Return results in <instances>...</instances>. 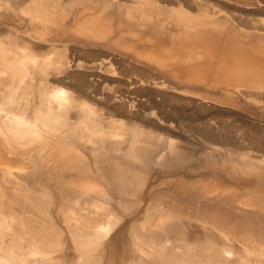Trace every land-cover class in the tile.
Returning <instances> with one entry per match:
<instances>
[{
	"label": "rangeland",
	"instance_id": "rangeland-1",
	"mask_svg": "<svg viewBox=\"0 0 264 264\" xmlns=\"http://www.w3.org/2000/svg\"><path fill=\"white\" fill-rule=\"evenodd\" d=\"M9 1L14 7L13 10L15 11V14L12 13L11 11H7V10L3 11L4 15H3V21L0 22V32H5V33H2L4 35L0 33V44H1L0 46L3 47L4 49L0 48V50L6 51L5 49L8 48L7 51L8 50L10 51L12 50V51L9 53L10 55L8 54L7 51L6 53L1 52L0 55H4V57L11 59L12 57L14 58L17 57L13 55L15 54L18 55L20 53L18 57L23 56V59L22 58L19 59L22 63H24L23 64L24 66L22 65V67L24 68H21V66L19 67L20 65L19 61H18L19 65L15 63V66L17 65L18 69H16V67H13L14 65L13 58L12 61L9 62L10 66L12 64V69H10L11 67L8 65L3 66L1 65L4 64L2 63V61L5 60L6 62L7 59H3L4 57L0 56L2 57L1 59H3V60L0 59V95H1L0 100H2L0 101L1 102L0 108L4 106L2 108L9 107V109L12 108L14 110L17 107L15 112L18 114H21L20 111L24 110L26 113L24 114L25 119L29 121L31 118L29 122L32 121L34 125L40 122V121L37 122V120L35 122L34 119L38 115L36 114L37 111L39 113L40 110H43L41 108H44V110H48L47 108L50 105L54 109L56 107L54 106V103L53 105L52 103H48L47 101H45L46 103L45 102L43 103L42 102L43 97L45 95L50 96L53 91L55 92V90L60 89V90H65L67 98L77 99V100L74 99V101H77L78 103L76 102L74 103L76 104L75 106H79V108L76 107V110L78 112L80 110L82 111L86 110L88 112L94 110L98 112L99 116L102 118L103 122L105 123V125L102 128L103 132L99 129L102 133L100 131L90 132L92 131L90 129L93 126V124L90 122L89 123L84 122L83 123L84 126L82 124V128H80L81 125L77 126V128H72L70 127L72 126L71 124H68L67 126L59 127L60 125L54 122L52 123V126L55 125L54 126L55 128H57L58 126V128L56 129L57 131L50 128L55 132L52 133V131H50L51 133L49 134H47V132H49L50 129H48L49 127L47 126L48 127L47 131H45L46 128L44 127H46V125H43L44 123L43 124L38 123L39 127L42 128L35 126L36 132L38 128L40 129V133L37 132L38 134L54 142L53 144L52 142L50 144L51 147H49L48 149L49 154L47 153V149H45L46 151L44 150L45 153L44 158L47 159V157L50 156L48 157V159H51V161L49 160L50 161L49 163L51 164L50 166L53 172L50 171L48 175L49 177L55 179V180L53 179L51 180H53L52 183H56L53 185V187H56V189L51 188L50 192L44 194L43 187L41 185L33 186L32 182L28 181L29 182V183L27 182L28 184L26 182L23 183V191L26 192L25 193L26 195L28 194L30 196L33 195L34 197L32 196V199L35 200L36 203H39L40 205L45 204V206H42L41 211H39L41 208L37 210V214L38 212L41 214H39V216L36 217L39 218V219L37 218L39 222H41L42 220H44V222L48 220L46 221L48 225L45 222V226L47 225V227L53 229L54 232H52L51 234H55L54 236L55 238H57V240H55V238L52 240L50 239V242L48 240L49 244L47 245L46 244L47 241H46L44 245L42 244L43 246L35 242V244H33V247L35 246L36 249L38 248L37 249L38 251L40 248L41 250L40 252L44 250L45 252L43 253H45L47 256L45 255L44 258L40 256V259L41 258L45 259L47 257L46 260L47 259L49 260L50 257L51 261L50 260L49 261L51 262V264L52 263L54 264H134V263L140 264L141 262L143 264L144 262L146 264H153L155 262H156L155 264L157 263L159 264V262H161L162 259L160 258L159 255L161 249L155 250L159 247L156 248V246L155 247L154 245L152 246L151 243L149 242H152V244H158V243H155L154 240L147 242L148 245L147 243H142L143 245L145 244L146 246L144 245V248L142 246L143 249L141 248L140 250H138L133 246L134 243L131 245L132 243L131 240L133 241L132 238L134 237L128 236V235H141V236L146 235L147 231L149 230V227H151V229H153L154 232H157L155 231L156 228L155 229L152 228L153 225L151 223L155 221L154 222L155 224L154 223L153 224L156 225L157 220L159 221L158 219L159 212H157L156 210L152 211L153 209L149 208V205L152 206L153 203H156V200H154V202L151 203V199L153 198V195L158 196V193L159 196L163 195V197L161 196L162 198H160V201L158 199L156 203L158 205L159 203L163 204L160 205L161 208L164 205H166L168 201L170 202L175 199L173 198V195L175 194V191L173 192L175 188L173 185H175L176 181L178 182V180L182 179L183 177H184L183 179H185L189 175L195 176L193 172H196L197 170L199 172L196 173L204 172V169H202V167L208 165L207 160L209 159L208 157L209 153L214 154V157L219 163V166H221V163L224 161V157L227 158L228 156L229 157L231 156L229 152L227 153V150L215 151L216 153L212 152L210 149L207 148V143H206L207 140H211V141L214 140L220 142L224 141V143L226 144L229 143L230 148H234L235 150L238 149V151L240 150L239 152L244 153L249 158L251 157L257 159L260 158L263 154L257 151L258 149L257 147L260 144H263L262 146L264 147V84L263 85L258 83L254 84L251 83L250 80L252 78L264 79V13H261L259 9L256 7L257 6L256 4L258 3L264 4V0H223V1L206 0L205 2L207 5L206 8L205 7L199 8L194 10L193 12L190 11L187 12L186 7L183 6L184 12L194 15L195 17L198 18L197 21H199L200 19L202 20L204 18L202 17L203 16L202 14L206 13L207 10L210 11L211 13L214 11V9L216 8L215 4H218L217 1H220L222 3H224L225 1L226 3H224L223 5L225 7L226 13L228 12L227 14L228 15L230 14L231 17L233 18L235 17V19L238 17L237 18L238 24L235 22L231 24H219L218 26L213 24L216 27L212 26L208 22L209 19L207 20L203 19V21H199L201 23L203 22L207 24L205 25V27L203 23L201 24L199 22L193 23L190 26H186L184 23L179 22L177 20V17L173 15L172 13L173 6L167 2L163 3V12H162L163 15L161 17H155V15H153L150 12L151 10H148L145 7H143L144 6L143 4L145 3L144 0H128V2L125 4L124 7L119 8L118 11L114 10L116 12L114 18H107L105 21H104V15L100 16L99 12L97 13L95 10L90 11L89 13L86 12L85 14L86 17L82 15L81 17L83 18H81V20L82 19L84 20V18H87V20L85 19L84 21L83 20L81 22L79 21V23H81L79 24L77 23L78 21L75 22V17L78 15L80 10L84 9L83 7L86 8L89 7L91 5L92 0H61L63 6L59 7L60 9L58 10L59 23L55 22L54 20L56 24L58 23L57 26H55L56 24L53 21H49L47 25L48 26L47 29L48 30L58 29V28H63L65 24H72L73 35L77 37L80 41L85 42V45H79L76 43H58V42L54 43L52 42V37L54 36V34L50 32H46L48 31L47 29H38L36 31L27 32L26 28L23 25H21V22L19 20H21L22 18L27 19L29 14H31L30 12L32 10H35L33 12H36L35 6L34 5L31 6L30 4H28L31 7L26 6L27 8L32 9L33 7L34 9L32 10L30 9L31 11L30 10H29L30 12L28 11L29 14L28 12H26L27 10L25 9V14H24L23 8H26L25 6L15 4L14 0H9ZM42 1L43 2L47 1L46 3L50 2V0L49 1L41 0V2ZM104 1L105 0H100V4L102 6L105 4ZM182 5L183 4L180 3V6ZM101 9L103 10V7ZM39 10H37V13H35L34 15L39 14ZM111 11L112 8L107 7L105 12L109 13ZM143 11L147 12L146 15L147 18L142 16ZM229 11L233 14V16L231 13H229ZM197 24L199 25L201 24V26ZM252 24L259 25L260 26L259 29L261 30H253ZM22 37H25L26 39ZM16 38L18 41L16 40ZM31 38L36 40V42L41 41L38 42L37 45L39 46V43L43 44V46L46 45L45 47L46 49H44V47H42L41 49L40 46V48H37L38 50L36 52V50H34L35 48H33L36 42L32 39L33 42L35 43L34 45L32 43L33 46L32 45L31 46L35 51V55L38 58L36 56H34L35 58L32 57L33 54L30 57L31 59L34 58V60L38 62L35 61L36 64L30 63L29 65V62L25 63V61L31 60L28 59L29 58L28 54L30 52L29 53H26V51L22 52L21 47L23 46V41H24L25 42L24 48H26L25 47V45H27L26 42L28 43L29 40L31 41ZM11 40H15V41H11ZM114 40L117 41L113 42ZM12 42L14 45L12 44ZM20 44H21L20 47L21 49L17 48L19 50L18 53H16L17 51L15 48L19 47L18 45ZM30 44H28L27 46H30ZM110 44H114V45L112 46ZM12 45L13 46L17 45V46H15L14 48ZM8 46H10V48ZM31 46L29 48H31ZM11 47L14 48L15 51ZM53 48L54 49L57 48V50H59L61 53L59 51L57 52L56 50H53ZM27 49H23V50H27ZM39 49H41V51H39ZM33 50L30 49L29 51H32V53H34ZM78 50L81 51L80 54H79L80 51ZM21 52L23 55L21 54ZM53 53L55 54L52 55ZM85 53L86 55H84ZM25 54L26 56H24ZM76 54H78V56ZM44 55L47 56L48 58L47 57L45 58ZM75 55L77 58H75ZM39 57H41V60ZM70 57H72V59L74 58L78 59V62H80L81 64L79 68L77 69L76 68L72 69L71 67L68 68V65H66L65 62L69 61L71 59ZM57 59L59 60L57 61ZM96 59H101V60L105 59V61L107 60L108 64L106 69L110 67L109 71L110 70L111 71L107 72L106 69L104 68L102 74L100 75H102L103 78L107 80L105 82L101 80L103 83L101 81L97 82L98 85L94 81L95 85L97 86H93L94 89L92 90L91 89L85 90L83 88L84 87L83 81L85 80L84 77L86 76V74L89 75L90 71L95 70L96 67L94 65H91L90 62L91 61L93 62ZM31 61L33 63V60ZM59 61L63 62V66L61 65L63 69H60L61 67L60 64L59 65L55 64V62L59 63ZM53 63L57 66H53L54 65ZM5 68H8L10 70ZM44 68H46L45 73H43ZM13 69L14 71H12ZM24 69L27 70L25 71ZM17 70L19 71L17 72ZM53 70L56 71L58 70V71L57 73H52L54 72ZM50 71H52L51 73L53 75H51ZM240 89L243 91H241ZM231 90L233 93L231 92ZM238 90H240L242 93ZM21 93L23 94L21 95ZM238 93L241 94L245 93V96L243 97V95ZM246 93L248 97H246ZM8 95L11 96V98ZM5 97L7 98L9 97V98L7 99ZM249 101H251L252 104ZM15 103L18 104L15 105ZM42 103L44 106H42ZM260 109H262V112ZM74 110L72 111L73 113L75 112ZM43 112L41 111L40 113ZM5 116L6 115L3 114L2 112L0 113L1 125L7 122V117ZM74 122H76V120ZM46 124L48 125L50 123H46ZM49 126H51V124ZM59 128L61 130L62 129L64 130V131L62 130L63 133L62 142H64V144L61 143L58 144L57 146L55 144L57 140L55 139H57L56 136L59 135L58 133H60L61 131ZM58 130L60 131L58 132ZM135 130H137L139 134H136ZM41 131L44 135L41 133ZM95 133H97V135ZM133 141H135L136 144ZM132 142L134 143L135 146L133 145ZM130 146H133L134 148L132 147L133 149H131ZM31 148L32 150H35L36 148L35 151L38 150V147L35 146L33 147L31 146ZM130 149L131 152L133 150L134 155L136 154L138 155V156L136 155L137 158L131 155L132 153L129 151ZM28 151L32 152L29 149ZM77 153H79L81 156L80 160L76 155ZM151 153H153V156ZM128 154H130L131 156H129ZM139 156H142V158L140 159ZM232 156L235 159L240 157L239 154L237 153L232 154ZM26 157L29 156L27 155L24 158ZM130 157L131 158L133 157V159L134 158L137 159V161L133 159L131 160ZM148 158H150L151 161ZM33 159L35 160V157ZM138 159L142 161L146 160L145 166L143 165L144 161L143 163H141L140 160H139L140 162H138ZM203 159L205 162H202ZM26 161L23 163L25 166L21 165L22 169L24 167V170H22L21 167L19 166L20 174H23L24 172L26 173L29 172L27 170H29L34 166V164H31L28 161L27 162ZM26 164H30V165L26 166ZM128 169L130 172L128 173L129 175L135 174L134 176L136 175L140 177L142 176L140 179L145 180V182L143 180L145 184H142L145 186H143L144 188L143 187L141 188V185L138 187L137 186L135 187L134 185V190H130L131 192L129 191L131 193L130 196L129 194L125 196H121L119 194L121 192L120 191L121 189H119L120 187L117 186L119 184L116 183V178L119 177L118 175H120V173L124 172L126 174V172H128ZM125 170L127 171L125 172ZM12 171L18 172L17 170L14 169ZM138 176L135 179L140 181ZM248 180H252V181L245 184L246 186L245 189L252 188L257 183L256 180H254V178ZM94 182H97L98 184L100 183L107 191L108 196L105 197L102 195L100 196L99 194L96 195L97 192L94 191H93L94 193L92 191L89 193L79 192L77 195L79 197V198L77 197L78 200L76 199V196L74 197V199L76 200H74L72 197L69 196L67 197V199L65 198L62 199L61 198L62 196L59 193L60 190L61 191L66 190V192H70V193L71 190L77 192L82 187L89 186L90 184L91 185L97 184ZM161 183H163V185ZM59 185L61 186V188ZM26 188L28 189V191H30V193L27 191ZM140 188L144 190H141ZM116 189H118L119 191ZM138 191H140V193H138ZM148 191H150L152 195ZM169 191L173 192L172 193L173 195H170ZM135 192H137L136 195L134 194ZM166 192H168V194ZM70 193H68V195H70ZM132 193L134 194L133 196ZM147 194H149L150 196ZM117 195H118V199H117ZM169 195L172 197H169ZM57 196L59 198H57ZM164 196L169 199L165 198ZM104 197L107 200H105ZM174 197H178L177 194L174 195ZM177 199L179 200V197ZM177 199H175V201L173 202H176ZM45 200L47 203L43 202ZM181 200L182 199L179 200L180 202H178V205L179 203H181ZM0 201H1L0 205L4 204L3 207H5L6 209V210L4 209L5 211L3 212V208L0 207L2 209V210L0 209V220H1L3 217L1 216V214L3 213L6 214L9 211H11L9 210L11 206L9 205V202H7L8 204L6 203L5 205L4 200L1 199ZM75 201L76 202L79 201V202L75 204ZM2 202L3 204H1ZM97 202L103 204L107 203L108 206L112 208L113 215L114 214L115 215L112 216L109 214H104V212L102 211V214L104 215L101 216L102 220H99V222H101L100 224L103 223L102 224L103 226H110L109 228L111 230L108 231L110 233L107 235L104 234L100 235V239L97 240L98 243L95 242V245L93 246L90 245L91 243L88 240H84L80 237H76L77 236L76 232L77 234H79L78 231H80L82 227H85V225L81 223L82 221L79 219L80 217L81 218L83 217V219H85L87 214V219H89V216L90 217L94 216L93 215L94 212H95L94 213L95 216L97 215L96 212L101 214V212L96 211L94 208H93L94 210L92 209V204ZM137 205L139 206L137 207ZM167 205L164 208H166ZM178 205H176L177 206L176 208H178ZM88 206H90V208ZM174 206L175 203L174 205H172L173 208L170 207V205H168V208L170 207V211L173 210L174 213L173 212L169 213V209H165L166 211L164 212L166 213V215L169 213L170 214L169 216L173 217L172 218L173 222L170 221L171 223L169 224L174 225L177 222L176 223L177 226L176 225L174 226L176 227L181 226V228L183 227L182 229L183 231L185 230L186 235L185 234L184 235L186 237L185 240L183 239L181 240L179 239L178 235L176 236L175 234L171 233L169 242L168 244H166V248H165L166 250H164L163 255L167 253L166 255L169 256L170 255L169 253L173 250L175 259H179L180 256V259L178 261L182 263L183 262L186 263L187 260L189 261L190 258H193V255L191 254L195 255V251H194L195 245L192 244L194 243V241H192L193 238L191 237V235L187 234V233L193 234L194 231L193 220L190 221V219H192V217L190 216L191 214L190 215L189 213H187L188 215L185 214L187 216L182 215V213H179V210L175 209ZM44 207H46L47 209V211L46 209L44 210L45 212H43ZM183 207H185V204L183 205ZM164 208H162V211ZM186 208L188 209V207ZM13 209H16V206ZM17 209L19 210H16L15 212L13 210L12 212L15 214L17 212L16 215L19 216L18 219L20 220H22V218L24 219L25 217V219L19 223L20 224L23 223L21 224V226L24 224L26 226L24 225L21 227L19 226L20 224L19 225L13 224L14 226L10 230V233L12 235L9 232L4 233L2 230H0L2 231L0 232V242L1 241L8 242L7 240H11L13 237L16 236L17 233L19 237V234L22 232L23 234H25L24 236H26V234L29 235L28 239L35 236V235L32 236L31 230L33 229L36 230L35 225L36 222L38 223L36 217L31 215V213L30 214L27 213L26 215L25 212L23 213V211L20 210V208H18V206ZM64 209L65 211H63ZM175 211L177 212L178 215L180 214V216L181 215L182 216L181 217L177 216V214H175ZM86 212L91 214H89L88 216V213ZM84 213H86L85 216ZM106 215L111 217L109 218ZM42 216L45 219L43 218L41 219ZM176 216L181 219L179 220L178 218L177 219L178 221L175 220L174 217ZM70 217L72 218L70 219ZM32 218L36 220H33ZM77 220L81 221V222L78 221L80 222L81 225H78L79 223L77 225L75 224ZM72 221L74 222L76 221L74 223L75 225L73 224ZM88 221H91V219ZM44 222L42 221L41 223L44 225ZM141 224H142V228H140ZM191 228L193 231L191 230ZM20 229L22 230L20 231ZM14 230L17 233H15ZM157 230L159 234L160 229ZM131 231L133 232V234ZM23 234H20V236L22 237ZM155 236L157 235L155 234ZM22 238H24V240L22 239L23 240L22 242L18 240L17 242L18 245L27 247V245H25L26 244L25 242L27 241V237H22ZM183 241H187L189 246H187V244H185ZM190 243L192 244V246H194V249L192 250L194 251V253L190 252L191 249L193 248L190 245ZM85 244L86 245L88 244L87 247L85 246L86 250L83 248ZM130 245L133 248H131ZM177 245L178 247L176 248L175 246ZM80 246H82L83 251L82 249H79L81 248ZM147 247H149L150 253ZM185 248L186 249L189 248L188 249L189 251L187 250V252H189L191 256L189 255V253H188L189 256H187V254L186 255L182 254L183 252L184 253L186 252ZM145 249L147 250L146 251L147 255L145 253ZM167 250L169 252H167ZM152 251L159 253H157L158 255L154 253V256L149 255L152 253ZM28 252H26V255ZM81 255L85 256L88 259L90 258L89 259L90 262H88L87 259H85L87 260V262L83 259L79 260ZM181 255L185 256V259L187 260L183 261L181 259L182 258ZM91 256H93L94 258H91ZM171 256L172 254L170 255V257ZM14 258L13 260H15ZM46 260L44 261L41 260L42 262L39 260L38 263L50 264L49 262H45ZM36 261L37 260L33 261L34 264L37 263ZM11 262L13 263V261ZM25 264H33V263L27 262Z\"/></svg>",
	"mask_w": 264,
	"mask_h": 264
},
{
	"label": "bare ground",
	"instance_id": "bare-ground-1",
	"mask_svg": "<svg viewBox=\"0 0 264 264\" xmlns=\"http://www.w3.org/2000/svg\"><path fill=\"white\" fill-rule=\"evenodd\" d=\"M49 1V0H48ZM221 1V0H220ZM220 1H217L218 2V4H215L216 5V8L214 9V11L211 13L210 11H208L207 10V12L206 13H204V14H202L203 16L202 17H204L203 19L204 20H207V19H209L208 20V22L212 25V26H214L213 24H215V25H219V24H231V23H237L238 24V17L235 19V17L233 18V17H231V15L229 14H227L226 13V11H225V7H224V3H226L225 1H224V3H222V2H220ZM223 1V0H222ZM47 2V1H46ZM46 2H41V0L39 1L38 0V2H37V0H14V3L15 4H17V5H21V6H27V7H31L32 5H34L35 6V9H36V12H33V11H35V10H32V9H34L33 7H32V9L31 8H23V10H24V14H25V9L27 10L26 12H28L30 9L32 10H30L29 12L32 14H29V12H28V14H29V16H28V18L27 19H24V18H22L21 20H19L20 22H21V25H23L25 28H26V30H27V32H30V31H36V30H38V29H47V25H48V23H49V21H53L54 22V20H55V22H58V10L60 9L59 7H62L63 5H62V3H61V0H50V2L49 3H46ZM74 2V1H73ZM72 2V3H73ZM128 2V0H105L104 1V5L102 6L101 4H100V0H92L91 1V5L89 6V7H83L84 9H82V10H80V12L78 13V15L75 17V22L76 21H78L77 23H79V21L81 22L82 20H81V18H83V17H81L82 15H84V17H86L85 16V14H86V12H90V11H96L97 13L99 12V15L101 16V15H104V21L107 19V18H114V16H115V11L114 10H117L118 11V9L119 8H122V7H124L125 6V4ZM143 2V1H142ZM145 2V3H144ZM144 6L143 5H141V6H143V7H145L146 9H148V10H151L150 12L153 14V15H155V17H161L162 15H163V3H165V2H167V3H169L170 5H172L173 6V9H172V13H173V15L174 16H176L177 17V20L179 21V22H181V23H184L186 26H190L191 24H193V23H197V22H199V21H203V19L201 20H199V21H197L198 20V18L197 17H195L194 15H191V14H189V13H186V12H184V10H183V6L184 7H186V10H187V12H193L194 10H196V9H199V8H206L207 7V5H206V0H144ZM75 3V2H74ZM88 3V2H87ZM162 3V4H161ZM180 3H182L183 5L182 6H180ZM28 4H30V5H28ZM227 5V4H226ZM257 6V8L259 9V11L261 12V13H264V4L263 3H258V4H256ZM36 6H37V8H36ZM176 6H178V7H176ZM103 7V10L101 9ZM107 7H110V8H112V11L111 12H109V13H106L105 11H106V9H107ZM230 7V6H229ZM233 7V6H232ZM40 10H39V9ZM86 8V9H85ZM234 8V7H233ZM14 9V7H13V5L10 3V1L9 0H0V22H2L3 21V11L4 10H7V11H11L12 13H14L15 14V11L13 10ZM22 10V9H21ZM20 10V11H21ZM37 10H39V14H37V15H34L35 13H37ZM229 10V9H228ZM258 11V12H259ZM33 12V13H32ZM61 12V11H60ZM259 12V13H260ZM64 13V12H63ZM93 13V12H92ZM91 13V14H92ZM119 13V12H118ZM229 13H231L230 11H229ZM62 14V13H61ZM60 14V15H61ZM94 14V13H93ZM96 14V13H95ZM232 14V13H231ZM146 15H147V12H144L143 11V17H146ZM232 16H233V14H232ZM239 16V15H238ZM147 18V17H146ZM87 20V18H84V20ZM131 19V18H130ZM153 19V18H152ZM83 20V21H84ZM108 20H110V19H108ZM54 22V23H55ZM59 23V22H58ZM57 23V24H58ZM106 23V22H105ZM199 23H201V22H199ZM203 23V22H202ZM201 23V24H202ZM56 24V23H55ZM57 24L55 25V26H57ZM79 24H81V23H79ZM97 24V23H96ZM201 24L199 25V24H197V25H199V26H201ZM78 25V24H77ZM110 25V24H109ZM203 25H204V27H205V25H207V24H205V23H203ZM96 26V25H95ZM94 26V27H95ZM156 26V25H155ZM221 26V25H220ZM224 26V25H223ZM252 26H253V30H261V29H259L260 28V26L259 25H257V24H252ZM79 27V26H78ZM214 27H216V26H214ZM238 27V26H237ZM80 28V27H79ZM4 29V28H3ZM72 29H73V25L72 24H65L64 25V27L63 28H58V29H50V30H48V31H46V32H50V33H53L54 34V36L52 37V42H54V43H76V44H79V45H85V42H82V41H80L77 37H75L74 35H73V31H72ZM75 29V28H74ZM87 29H90V28H87ZM86 29V30H87ZM6 30V29H5ZM16 30V29H15ZM76 30V29H75ZM74 30V31H75ZM78 30V29H77ZM93 30V29H92ZM107 30V29H106ZM244 30V29H243ZM1 31H3V30H1ZM11 31V30H10ZM9 31V32H10ZM18 31V30H17ZM89 31V30H88ZM8 32V31H7ZM82 32V31H81ZM92 32V31H91ZM90 32V33H91ZM1 34L2 33H5V32H0ZM84 34V33H83ZM2 35H4V34H2ZM120 35V34H119ZM18 37V36H17ZM27 37V36H26ZM118 37V36H117ZM117 37H116V39H117ZM10 38V37H9ZM12 38V37H11ZM14 38V37H13ZM22 38H25V37H22ZM96 38V37H95ZM26 39V38H25ZM33 38H31V41H30V43H29V41H28V43L26 42V44L28 45V44H30V46L32 45V43H33V45H34V43L36 42V40H34L35 42H33V40H32ZM10 40V39H9ZM16 40H17V38H16ZM8 41V40H7ZM11 41H15V40H11ZM18 41V40H17ZM115 41H117V40H114L113 42H115ZM38 42H41V41H37L36 43H35V45L33 46V48H35L34 50H36V52H37V48H40V46H41V49H42V47H44V49H46L45 47H46V45L45 46H43V44H41V43H39V46L37 45V43ZM15 43V42H14ZM19 43H20V41H19ZM19 43H17V44H19ZM24 41H23V46L21 47V44H22V42H21V44L20 45H18L19 47H16L15 48V46H17V45H15V46H13L14 44H13V42H12V46L16 49V53H18V50L19 49H17V48H20L21 49V51L23 52V51H26V53H29L28 54V56H29V60L31 59V57L30 56H32V54H33V56L32 57H34V56H36L35 55V51L33 50V48H32V46H31V48H29L30 46H27V45H25V47L26 48H24ZM11 44V43H10ZM1 45V44H0ZM110 45H114V44H110ZM50 46V45H49ZM65 46V45H64ZM92 46H94V45H92ZM7 47V46H6ZM5 47V48H6ZM9 48H10V46H8ZM53 47V46H52ZM54 47H56V46H54ZM58 47V46H57ZM94 47H96V46H94ZM0 48H3V47H1L0 46ZM12 48V47H11ZM14 48H12L13 50H14ZM28 48V49H27ZM91 48V47H90ZM4 49V48H3ZM8 49V48H7ZM7 49H5L6 51H7ZM23 49H27V50H23ZM30 49H32L33 51H34V53H32V51H29ZM41 49H39V51H41ZM43 49V50H44ZM53 50H56L57 52L59 51V50H57V48L56 49H54L53 48ZM81 50V49H80ZM80 50H78V51H80ZM6 51H4V50H0V54H1V52H5L6 53ZM12 51V50H11ZM10 50H8L7 52H8V54L11 52ZM15 51V50H14ZM28 51V52H27ZM52 51V50H51ZM50 51V52H51ZM56 51H54V52H56ZM76 51V50H75ZM82 51V50H81ZM81 51L79 52V54L81 53ZM85 51V50H84ZM92 51V50H91ZM105 51V50H104ZM22 52H21V54H22ZM47 52V51H46ZM45 52V53H46ZM60 52V51H59ZM63 52V51H62ZM103 52V51H102ZM13 53V52H12ZM11 53V54H12ZM25 53V52H24ZM40 53V52H39ZM38 53V54H39ZM41 53H43V52H41ZM44 53V54H45ZM52 53V52H51ZM61 53V52H60ZM60 53H59V55H60ZM20 54V53H19ZM19 54L18 55H13V56H17V57H12L14 60H13V67H16V69H18L17 68V65L15 66V63L16 64H18V61H19V63H20V65H19V67L21 66V68H24V67H22V65L24 64V63H22L21 61H20V59L19 58H22L23 59V56H20V57H18L19 56ZM37 54V55H38ZM55 53H53L52 55H54ZM56 54H58V53H56ZM83 54V53H82ZM81 54V55H82ZM10 55V54H9ZM23 55V54H22ZM49 55V54H48ZM77 56H78V54H76ZM76 55H75V58H77L76 57ZM81 55H79V56H81ZM84 55H86V53L84 54ZM99 55V54H98ZM98 55H97V57H98ZM104 55V54H103ZM109 55V54H108ZM0 56H3L4 57V55H0ZM7 56V55H6ZM24 56H26V54L24 55ZM40 56V55H39ZM42 56V55H41ZM63 56V55H62ZM89 56V55H88ZM100 56V55H99ZM37 57V56H36ZM44 57L46 58L47 56H45L44 55ZM57 57V56H56ZM2 57H0V59H1ZM12 58L11 59H9V58H6V57H4L3 59H9L8 61L6 60V62H5V60H3V59H1V60H3L2 61V63H4V64H1V65H3V66H10V61H12ZM35 58V57H34ZM34 58L33 59H31V60H33V63H32V61L30 62V61H25V63L27 62H29V65H30V63L31 64H36V62H38V61H36V60H34ZM38 58V57H37ZM40 58V60H41V57H39ZM43 58V57H42ZM48 58V57H47ZM65 58H66V56H65ZM71 59H72V57H70ZM70 59L69 61H66L65 62V64L66 65H68V68L69 67H71L72 69H77V68H79L80 67V62H78V59ZM80 58V57H79ZM89 58V57H88ZM102 58H103V56H102ZM106 58V57H105ZM17 59H19V60H17ZM16 60V61H15ZM38 60V59H37ZM59 59H57V61H58ZM91 60V59H90ZM99 60V61H98ZM36 61V62H35ZM55 61H56V59H55ZM87 61V60H86ZM89 61V60H88ZM35 62V63H34ZM97 62V63H96ZM108 61L106 60L105 61V59L104 60H101V59H96V60H94L93 62L91 61L90 62V64L91 65H94L96 68H95V70L94 71H90L89 73V75H87L86 74V76L84 77L85 78V80L83 81L84 82V89L85 90H92V89H94L93 88V86H97L98 84H97V82H99V81H106L107 79H105V78H103V76L102 75H100V74H102V72H103V70H104V68L106 69V67H107V63ZM6 63V64H5ZM7 63H9V64H7ZM22 63V64H21ZM110 63V62H109ZM38 64V63H37ZM54 64V63H53ZM53 64H51V65H53ZM55 64H60V66L62 65L63 66V62H61V61H59V63L58 62H55ZM53 65V66H57V65ZM27 65V64H26ZM50 65V66H51ZM65 65V66H66ZM2 66V67H3ZM24 66V65H23ZM59 66V67H60ZM62 66L60 67V69H63L62 68ZM11 68L10 69H12V64H11V66H10ZM36 67V66H35ZM30 68V67H29ZM110 68V67H109ZM109 68H107L106 69V71L107 72H110L109 71ZM5 69H8V68H5ZM10 69H8V70H10ZM56 69V68H55ZM59 69V70H60ZM19 70H22V69H19ZM19 70H17V72L19 71ZM25 70V69H24ZM27 70V69H26ZM25 70V71H26ZM7 71V70H6ZM12 71H14V69L12 70ZM54 72H52V71H50V73L52 72V73H57V71L56 70H53ZM65 71V70H64ZM5 72V71H4ZM3 72V73H4ZM46 72V68H44V70H43V73H45ZM49 72V71H48ZM70 72V71H69ZM1 73H2V71H1ZM15 73V72H14ZM14 73H13V75H14ZM40 73V72H39ZM51 73V75H53ZM59 73V72H58ZM62 73V72H61ZM249 73V72H248ZM46 74H48V73H46ZM60 74V73H59ZM72 74V73H71ZM83 74V73H82ZM81 74V75H82ZM85 74V73H84ZM105 74V73H104ZM40 75H42V74H40ZM124 75V74H123ZM143 75V74H142ZM145 75V74H144ZM16 76V75H15ZM149 76V75H148ZM45 77H47V76H45ZM49 77V76H48ZM59 77V76H58ZM17 78V77H16ZM157 78V77H156ZM258 78H259V76H258ZM14 79V78H13ZM20 79V78H19ZM80 79V78H79ZM90 79V80H89ZM144 79V78H143ZM142 79V80H143ZM155 79V78H154ZM158 79V78H157ZM87 80V81H86ZM148 80V79H147ZM40 81V80H39ZM38 81V82H39ZM42 81V80H41ZM60 81H63V80H60ZM71 81V80H70ZM93 83H92V82ZM94 81H95V83L97 84V85H95V83H94ZM101 81V82H102ZM43 82V81H42ZM91 82V83H90ZM146 82V81H145ZM152 82V81H151ZM250 82L251 83H254V84H256V83H258V84H261V85H263L264 84V79H254V78H252L251 80H250ZM90 83V84H89ZM103 83V82H102ZM101 83V84H102ZM147 83H149V82H147ZM39 84V83H38ZM82 84V83H81ZM28 85V84H27ZM77 85V84H76ZM177 85V84H176ZM233 87V86H232ZM80 88V87H79ZM177 88V87H176ZM231 88V87H230ZM236 88V87H235ZM235 88H233V89H235ZM256 88V87H255ZM96 89V88H95ZM220 89V88H219ZM83 90V89H82ZM166 90V89H165ZM241 90V89H240ZM240 90H238V91H240ZM261 90V89H260ZM29 91V90H28ZM27 91V92H28ZM38 91V90H37ZM44 91V90H43ZM169 91V90H168ZM181 91V90H180ZM189 91V90H188ZM208 91V90H207ZM229 91H230V89H229ZM234 91V90H233ZM241 91H243V90H241ZM240 91V92H241ZM12 92V91H11ZM21 92H22V90H21ZM86 92V91H85ZM231 92H232V90H231ZM245 92V91H244ZM251 92V91H250ZM18 93V92H17ZM24 93V92H23ZM23 93H21V95L23 94ZM40 93V92H39ZM51 93V92H50ZM49 93V94H50ZM94 93V92H93ZM95 93H96V91H95ZM94 93V94H95ZM233 93V92H232ZM234 93H237V92H234ZM242 93V92H241ZM241 93H238V94H241ZM257 93V92H256ZM8 94V93H7ZM48 94V95H49ZM258 94V93H257ZM12 95V94H11ZM26 95V94H25ZM91 95V94H90ZM241 95H243V97L245 96V93L244 94H241ZM1 96V95H0ZM9 96V95H8ZM18 96H19V94H18ZM42 96V95H41ZM77 96V95H76ZM89 96V95H88ZM238 96V95H237ZM3 97H4V95H3ZM2 97V98H3ZM10 98H11V96H9ZM8 97V98H9ZM24 97V96H23ZM38 97H40V96H38ZM43 97V96H42ZM246 97H248V95H247V93H246ZM1 98V97H0ZM5 98H7V97H5ZM4 98V99H5ZM7 98V99H8ZM230 98V97H229ZM249 98H250V96H249ZM6 99V100H7ZM23 99V98H22ZM25 99H26V97H25ZM75 99V98H74ZM74 99H71V98H67V96H66V92H65V90H55V92L53 91L52 93H51V95L50 96H47V95H45L44 97H43V103L45 102V101H47L48 103H52V105H53V103H54V106H56L55 107V109L54 108H52V106L50 105L47 109L48 110H44V108H41V109H43V110H40V112L42 111H45V112H43V113H38V111L36 112V114H38L37 115V117H35L34 119H35V122H36V120H37V122L38 121H40V122H38V123H44L43 125H46V127H44V128H46V130L45 131H47V128L48 129H54L55 131H57L56 129L58 128V126H57V128H55L54 126H52V123H54V122H56V123H58L60 126L59 127H63V126H67L68 124H71L72 126H70V127H72V128H77V126H80L81 125V127L80 128H82V124L84 123V122H86V123H92L93 124V126L91 127V125H90V127H91V129L90 130H92V131H90V132H96V131H102L103 132V130H102V128H103V126L105 125V123L103 122V120H102V118L99 116V114H98V112H96V111H94V110H91V111H86V110H84V111H86V112H84V111H82V110H80L79 112L76 110V107L77 108H79V106H75L76 104L74 103V102H76V103H78L77 101H74ZM81 99V98H80ZM80 99H78V100H80ZM28 100V99H27ZM40 100H41V98H40ZM75 100H77V99H75ZM0 101H2V100H0ZM11 101V100H10ZM25 101V100H24ZM83 101V100H82ZM9 102V101H8ZM18 102V101H17ZM85 102V101H84ZM246 102V101H245ZM249 102H251V101H249ZM1 103V102H0ZM40 103V102H39ZM43 103H42V106H44L43 105ZM46 103V102H45ZM83 103V102H82ZM10 104H11V102H10ZM16 104H18V103H15V105ZM26 104V103H25ZM251 104H252V102H251ZM4 105V104H3ZM6 105V104H5ZM15 105H14V107H15ZM24 105V104H23ZM46 105V104H45ZM48 105V104H47ZM77 105H80V104H77ZM1 106V105H0ZM2 107H4V106H2ZM1 107V108H2ZM22 107V106H21ZM20 107V108H21ZM24 107V106H23ZM28 107V106H27ZM92 107V106H91ZM0 108V113L2 112L3 114H5L6 116L5 117H7V122H5V123H3L2 125L0 124V174H1V176H0V198L2 199V200H4L5 201V205H6V203L7 202H9V205L11 206V208L13 207H15L16 206V209H13L14 210V212L16 211V210H19V209H17V206H18V208H20V210H22L23 211V213L25 212V214L27 215V213L28 214H30L31 213V215H33V216H39V214H41V213H39L38 212V214H37V210H39L40 208V210L39 211H41L42 210V206H45V204H43V205H40L39 203H36V201L35 200H33L32 199V196H30L29 194L28 195H26L25 193L26 192H24L23 191V183H27L28 181H31L32 182V184H33V186H38V185H41L42 187H43V191H44V194H46V193H48V192H50V190H51V188H55L56 189V187H53V185L54 184H56V183H52V181L53 180H55V179H53V178H51V177H49V173H50V171H52V169H51V164L49 163L50 161H51V159H48V157H50V156H48L47 154V156H45V157H47V159L46 158H44V155H45V153H44V150L45 149H47V153H48V149H49V147H51L50 146V144H51V142H52V144L54 143L53 141H50L49 139H47V138H45V137H43L42 135H40V134H38L37 132H39L40 133V129L39 128H42V127H39V125H38V123H36V124H34L33 125V122L31 121V122H29L30 120H31V118H30V120L29 121H27V119H25V117H24V114H26L25 113V111L24 110H22V111H24V112H22V111H20V113L21 114H18V113H16L15 111H16V109H17V107H16V109H9V107H5V108H2L1 109ZM8 110H7V109ZM26 108V107H25ZM27 109V108H26ZM75 109V110H74ZM89 109H90V107H89ZM77 111L76 113L74 112H72V111ZM79 110V109H78ZM261 110V112H262V109H260ZM259 110V111H260ZM27 111V110H26ZM28 112V111H27ZM31 113V112H30ZM29 113V114H30ZM74 114V115H73ZM31 115V114H30ZM263 115V114H262ZM26 116V115H25ZM4 117V116H3ZM33 117V116H32ZM72 120H76V122H74V121H72ZM46 123H50L51 124V126H49L50 124H46ZM35 126H38L39 128V131H38V129H37V132H36V130H35ZM40 126H42V125H40ZM48 126V127H47ZM83 126H84V124H83ZM43 128V129H44ZM49 130V132H47V134H49V133H51L50 131H52V133L53 132H55L54 130ZM60 129V128H59ZM98 129V130H97ZM100 129V130H99ZM61 130V129H60ZM60 130H58V132L60 131ZM63 130V129H62ZM62 130L60 131V133H58L59 135H57L56 136V138L57 139H55V140H57V142L55 143L57 146H58V144H64V142H62V139H63V133H62ZM81 130V129H80ZM84 130V129H83ZM64 131V130H63ZM82 131V130H81ZM100 131V132H101ZM136 131V134H139L138 132H137V130H135ZM141 131V130H140ZM75 132V131H74ZM101 132V133H102ZM41 133H42V131H41ZM57 133V132H56ZM100 133V134H101ZM151 133V132H150ZM43 134V133H42ZM45 134H46V132H45ZM66 134V133H65ZM96 135H97V133H95ZM98 134H99V132H98ZM136 134H134V135H136ZM44 135V134H43ZM51 135V134H50ZM54 135H56V134H54ZM141 135V134H140ZM143 135V134H142ZM53 136V135H52ZM139 136V135H138ZM31 137V138H30ZM157 137V136H156ZM29 138V139H28ZM52 138H54V137H52ZM138 139V138H137ZM149 139H150V137H149ZM148 139V140H149ZM155 139V138H154ZM157 139V138H156ZM160 139V138H159ZM225 140V139H224ZM158 141V140H157ZM29 142V143H28ZM134 143H135V141H133ZM132 142V143H133ZM137 142V141H136ZM231 142V141H230ZM134 143H133V145H134ZM207 148L208 149H210L212 152H214V153H216L215 151H220V150H227V153L229 152V154H231V156L228 158H225L224 157V161L221 163V166H219V163L217 162V160L215 159V157H214V154L213 153H209L208 154V157H209V159L207 160L208 162H207V164L208 165H205V166H203L202 167V169H204V172H200V173H196V172H199L198 170L196 171V170H194V171H196V172H193L194 174H195V176H191V175H189L188 177H186L185 179H180V180H178V182L176 183L175 182V185H173L175 188H174V190H173V192L175 191V194L174 195H176L177 194V196L179 197V200L180 199H182L181 200V203H179V205H178V202H180L177 198L178 197H174V195L172 194L173 192H170V195H173V198H175V199H177L176 200V202H173V201H175V199L174 200H172V201H168V203H170V204H168V205H170V207H172V205H174V203H175V206H174V208L175 209H177V210H179V213H182V215H185V214H187V213H189V215L192 217V219H190V221L191 220H193V229H194V231L192 230V228H191V230L193 231V234H190V233H187L188 235H191V237L193 238V240L192 241H194V243H192V244H194L195 245V255L194 254H191V255H193V258H190V260L188 261L187 259H185V256H183L184 254L186 255L187 254V256H189L190 255V253L189 252H187V250L189 249H186V252L184 253H182L183 255H181L182 256V260L184 261V260H187V262L185 263V262H180V261H178L179 259H180V256H179V259H175V255L173 254V250L169 253L170 255L172 254V256L174 257H170V255L168 256V255H166V254H164L163 255V253H164V250H166L165 248H166V244H168V242H169V238H170V234L172 233V234H175L176 236L178 235V237H179V239H183V240H185V230L183 231V227L181 228V226L180 227H176L177 226V222L174 224V225H176V226H174V225H172V224H169V223H171V222H173L172 221V216H169L170 214L169 213H171V212H173L174 213V211L172 210V211H170V207L168 208V205L166 204V202H165V204L167 205V207L166 208H164L166 205H164L163 207H161L160 208V205H163V204H160L159 203V205L158 204H156L157 203V200L159 199V201H160V198H162L163 197V195H160L159 196V193H158V196L157 195H153V198L151 199V197H150V199H151V203L152 202H154V200H156V203H153V204H156V205H153L152 204V206L151 205H149V208H151V209H153L152 211H154V210H156L157 212H159V214H158V216H159V221L157 220V223H156V225H154L155 223V221L153 222V223H151L153 226H152V228H156L155 229V231H157V232H154V230L153 229H151V227H149V230L147 231V234L146 235H143V236H141V235H128V236H132V237H134V238H132L133 239V241L131 240V245L133 244V246L136 248V249H138V250H140L141 248H142V246H143V248H144V245L142 244V243H147V242H149V241H153L154 240V242L155 243H158V244H152V242H149V243H151V245L153 246L154 245V247L156 246V248L157 247H159V248H157V249H155V250H159V249H161L160 250V253L159 252H157V253H159V255H160V258H162L161 259V262H159V264L161 263V264H264V147L262 146L263 144H260V145H258V149H257V151L258 152H260V153H263L262 154V156L260 157V158H257V159H255V158H249V157H247V155H245L244 153H241V152H239L238 151V149L237 150H235L234 148H230L229 146H230V144L228 145V144H226V143H224V141L223 142H220V141H211V140H207ZM232 143V142H231ZM136 144V143H135ZM148 144H149V142H148ZM161 145V144H160ZM232 145V144H231ZM31 146L33 147V146H35V147H38V150L37 151H35L36 150V148H35V150H32V148H31ZM62 146V145H61ZM135 146V145H134ZM56 147V146H55ZM133 146H130V148L131 149H133L132 148ZM157 147V146H156ZM235 147V146H234ZM237 147V146H236ZM31 148V149H30ZM146 148V147H145ZM160 148H161V146H160ZM163 148V147H162ZM28 149L29 150H31L32 152H30V151H28ZM65 149V148H64ZM131 149L129 150L130 152H131ZM142 149V148H141ZM146 150H148V149H146ZM46 151V150H45ZM63 151V150H62ZM128 151V152H129ZM151 151V150H150ZM153 151V150H152ZM154 151H155V148H154ZM153 151V152H154ZM158 151V150H157ZM129 152V153H130ZM36 153H37V155H36ZM132 153V154H131ZM130 154L131 155H133V156H135L136 157V155H134V153H133V150H132V152H131ZM235 153H237V154H239V156L240 157H238L237 159H235L233 156H232V154H235ZM49 154V153H48ZM130 154H128L129 156H131ZM152 154V156H153V153H151ZM160 154V153H159ZM29 156V157H26V158H24L25 156ZM77 155V157L79 158V160H80V158H81V156H80V154L79 153H77L76 154ZM143 155V154H142ZM156 155H157V153H156ZM138 156V155H137ZM150 156V155H149ZM151 156V157H152ZM160 156V155H159ZM206 156V155H205ZM35 157V160L33 159ZM61 157H62V155H61ZM60 157V158H61ZM96 157V156H95ZM207 157V156H206ZM29 158V159H28ZM131 158V157H130ZM137 158V157H136ZM139 158L141 159L142 158V156H139ZM26 159H27V161L29 162V163H31V164H34V166L32 167V168H30L29 170H27V171H29V172H24L23 174H20V172H19V170H20V167H21V165H23V166H25L23 163L26 161ZM65 159V158H64ZM133 159V157L131 158V160ZM140 159H138V162H140L141 161V163H143V161H144V163H143V165L145 166V161L146 160H140ZM145 159H146V157H145ZM149 160H150V158H148ZM147 159V160H148ZM158 159V158H157ZM165 159V158H164ZM205 159V158H204ZM204 159H203V161L202 162H205L204 161ZM50 160V161H49ZM133 160H136L137 161V159H133ZM140 160V161H139ZM198 160V159H197ZM26 161V162H27ZM151 161V160H150ZM180 161V160H179ZM182 161H183V159H182ZM68 162V161H67ZM149 162V161H148ZM167 162V161H166ZM66 163V162H65ZM136 163V162H135ZM147 163V162H146ZM154 163V162H153ZM200 164V163H199ZM30 164H26V166H29ZM85 165V164H84ZM115 165H117V164H115ZM147 165V164H146ZM155 165V164H154ZM203 165H204V163H203ZM17 166V167H16ZM20 166V167H19ZM32 166V165H31ZM148 166V165H147ZM15 167V168H14ZM86 167V166H85ZM89 167V166H88ZM168 167V166H167ZM166 167V168H167ZM116 168V167H115ZM114 168V169H115ZM17 170L18 172H13L12 170ZM21 169H22V167H21ZM117 169V168H116ZM22 170H24V167H23V169ZM31 170V171H30ZM173 170V169H172ZM119 171V170H118ZM127 170H125V172H126ZM131 171V170H130ZM143 171V170H142ZM53 172V171H52ZM117 172V171H116ZM15 173V174H14ZM128 173H130L129 172V169H128V172H126V174L123 172V173H120V175H118L119 177L118 178H116V177H114V178H116V183H118L119 185H117L118 187H120L119 189H121L120 191V195L121 196H125V195H128L129 194V196H130V190H134V185H135V187L137 186H140L141 185V188L143 187V186H145V185H142V184H145L144 182H145V180H144V182H143V180H141L140 178L142 177H140V176H138V175H136V176H134L133 174H131V175H129ZM136 173V172H135ZM147 173V172H146ZM18 174V175H17ZM143 174V173H142ZM187 174V173H186ZM193 174V175H194ZM48 175V176H47ZM85 175H86V173H85ZM146 175V174H145ZM134 176V177H133ZM138 176V178L140 179V181H138L137 179H135L136 177ZM144 176V175H143ZM53 177V176H52ZM56 178V177H55ZM105 178V177H104ZM252 178H254V180H256V184H255V186L254 187H252V188H249V189H245V184H247V183H249V182H251L252 180H248V179H252ZM51 179H53V180H51ZM57 179V178H56ZM136 180V181H135ZM176 180V179H175ZM24 181V182H23ZM57 181V180H56ZM63 181V180H62ZM61 182V181H60ZM112 182V181H111ZM29 183V182H28ZM27 183V184H28ZM63 183V182H62ZM62 183H60V184H62ZM94 183H97V182H94ZM162 185H163V183H161ZM160 184V185H161ZM165 184V183H164ZM31 185V184H30ZM91 185V184H90ZM86 186V187H82L81 189H79L77 192L76 191H72L71 190V193L70 192H66V190H60V194H61V198L63 199V198H65V199H67V197L69 196V197H72L73 199H74V197L76 196V199L78 200V193L80 192V193H89V192H97L96 193V195H102V196H108L107 195V191L104 189V187L99 183H97V184H93V185H91V186ZM60 186V185H59ZM155 186V185H154ZM158 186V185H157ZM156 186V187H157ZM29 187V186H28ZM133 189H132V188ZM60 188H61V186H60ZM63 188V187H62ZM140 188V189H141ZM144 188V187H143ZM27 189V188H26ZM37 189V188H36ZM59 189V188H58ZM66 189V188H65ZM74 189V188H73ZM139 189V188H138ZM116 190H118V189H116ZM115 190V191H116ZM136 190V189H135ZM141 190H144V189H141ZM27 191H28V189H27ZM32 191V190H31ZM37 191V190H36ZM65 191V192H64ZM119 191V190H118ZM130 191V192H129ZM153 191H154V189H153ZM152 191V192H153ZM29 193H30V191H28ZM27 192V193H28ZM33 192V191H32ZM40 192V191H39ZM64 192V193H63ZM93 192V193H94ZM149 193H150V191H148ZM55 193V192H54ZM68 193H70V195H68ZM136 193L137 192H135L134 194L136 195ZM138 193H140V191H138ZM167 194H168V192H166ZM37 194V193H36ZM123 194V195H122ZM133 193H132V196L134 195ZM151 194V193H150ZM161 194V193H160ZM166 194V195H167ZM38 195V194H37ZM42 195V194H41ZM48 195V194H47ZM147 195H149V194H147ZM152 195V194H151ZM169 195V197H172V196H170ZM49 196V195H48ZM58 196H59V194H58ZM57 196V198H59ZM85 196V195H84ZM150 196V195H149ZM162 196V197H161ZM168 196V195H167ZM34 197V196H33ZM78 197V198H77ZM87 197V196H86ZM104 197V198H105ZM148 197V196H147ZM165 197V196H164ZM181 197V198H180ZM60 198V199H61ZM81 198V197H80ZM109 198V197H108ZM120 198V197H119ZM165 198H167V197H165ZM0 199V200H1ZM6 199V200H5ZM36 199V198H35ZM49 199V198H48ZM64 199V200H65ZM71 199V198H70ZM76 199H74V200H76ZM117 199H118V195H117ZM122 199V198H121ZM125 199V198H124ZM150 199H149V201H150ZM167 199H169V198H167ZM166 199V200H167ZM105 200H107L106 198H105ZM163 200V199H162ZM183 200H185V201H183ZM164 201V200H163ZM1 202V201H0ZM38 202H40V201H38ZM43 202H46V200L45 201H43ZM70 202V201H69ZM73 202V201H72ZM79 202V201H78ZM78 202H76L75 201V204H77ZM92 202V201H91ZM171 202H172V204H171ZM182 202H184V203H182ZM47 203V202H46ZM119 203V202H118ZM150 203V202H149ZM1 204H3V202L1 203ZM8 204V203H7ZM42 204V203H41ZM88 204V203H87ZM185 204V207H183V205ZM4 205V204H3ZM3 205H0V207H2L3 208V212L6 210L5 209V207H3ZM9 205H8V208H9ZM69 205H70V203H69ZM73 205V204H72ZM110 205V204H109ZM113 205V204H112ZM117 205V204H116ZM176 205H178V208H176L177 206ZM50 206V205H49ZM139 205H137V207H138ZM151 206V207H150ZM68 207H70V206H68ZM74 207H75V205H74ZM86 207H87V205H86ZM89 208H90V206H88ZM122 207V206H121ZM127 207V206H126ZM148 207V206H147ZM186 207H188V209L186 208ZM7 208V207H6ZM7 208V209H8ZM9 209V210H11V211H7L8 213H6V214H4L3 212V214H1V216H3L2 217V219L0 220V230H2L4 233L6 232H9L10 233V230L13 228V226L16 224V225H19L20 223L19 222H22V220H24L25 219V217H24V219L22 218V220H20V219H18V217L19 216H17L16 214H17V212H16V214L15 213H13L12 211V209ZM95 209L96 211H99V212H101V214L100 213H98V212H96V216H95V212L93 213V215L95 216H92V217H90L89 216V214H91V213H88V212H91V211H88V212H86V213H88V216H89V219H87V214L86 213H84V216H85V214H86V217H85V219H83V217L81 218H79L80 220H77V222L75 223L74 221H72L73 222V224L75 223L76 225L78 224V225H81L80 224V222L83 224V225H85V227H82L81 229H80V231H78V233L79 234H77V232H76V237H80V238H82V239H84V240H88L91 244L90 245H95V242H97V240H99L100 239V235H102V234H104V235H107V234H109L110 232H108L109 230H111L109 227L110 226H103L102 224H100L101 222H99V220H102V215H104V214H109V215H112V216H114L113 215V212H112V208L110 207V206H108V204L106 203V204H103V203H100V202H97V203H94V204H92V209ZM162 208H164L163 209V211H162ZM173 208V207H172ZM186 209V210H184V209ZM1 209V208H0ZM5 209V210H4ZM46 209V207H44V209H43V212H45L44 210ZM76 209V208H75ZM81 209H82V207H81ZM83 209H86V208H83ZM92 209H89V210H92ZM93 209V210H94ZM146 209V208H145ZM165 209H169V213H168V210H167V215H166V213L164 212V211H166ZM2 210V209H1ZM73 210V209H72ZM129 210H131V209H129ZM21 211V212H22ZM46 211H47V209H46ZM63 211H65V209L63 210ZM83 211V210H82ZM85 211H87V210H85ZM84 211V212H85ZM102 211L104 212V214H102ZM151 211V210H150ZM151 211V212H152ZM155 211V212H156ZM183 211H184V213H183ZM50 212V211H49ZM59 212V211H58ZM67 212V211H66ZM70 212V211H69ZM151 212H149V213H151ZM154 212V213H155ZM156 212V213H157ZM186 212V213H185ZM72 213V212H71ZM78 213V212H77ZM48 214V213H47ZM74 214V213H73ZM147 214V213H146ZM145 214V215H146ZM175 214H177V212L175 211ZM70 215V214H69ZM174 215V214H173ZM181 215V216H182ZM188 215V214H187ZM187 215H185V216H187ZM21 216V215H20ZM30 216V215H29ZM32 216V217H33ZM72 216V215H71ZM76 216V215H75ZM78 216V215H77ZM82 216V215H81ZM107 216V215H106ZM150 216H152V215H150ZM177 216H179V217H181L180 216V214L178 215L177 214ZM176 216V217H177ZM189 216V217H190ZM27 217V216H26ZM34 217V218H35ZM55 217V216H54ZM107 217H109V216H107ZM111 217V216H110ZM109 217V218H110ZM174 217L175 218V220H177L179 217ZM184 217V216H183ZM21 218V217H20ZM38 217H36V219H37ZM43 218V216L41 217V219ZM72 217H70V219H71ZM75 218V217H74ZM77 218V219H78ZM108 218V219H109ZM149 218V217H148ZM157 218V217H156ZM33 219V218H32ZM36 219H33V220H36ZM39 219V218H38ZM38 219H37V221H38ZM43 219H45V218H43ZM64 219H65V217H64ZM69 219V220H70ZM91 219V221H88V220H90ZM146 219V218H145ZM181 218H179V220H180ZM29 220V219H28ZM69 220H68V222H69ZM76 220V219H75ZM83 220H84V222H86V223H84L83 222ZM85 220H87V221H85ZM110 220V219H109ZM155 220V219H154ZM41 221V220H40ZM43 222H44V220H42ZM41 221V222H42ZM46 221H48V220H46ZM45 221V222H46ZM78 221H80V222H78ZM142 221V220H141ZM148 221H150V220H148ZM151 221H152V219H151ZM171 221V222H170ZM178 221V220H177ZM31 222V221H30ZM29 222V223H30ZM41 222H39L38 221V223L36 222V225H35V229L36 230H34L33 228V230H31V232H32V236H34V237H31V238H29L28 239V237H29V235L28 234H26V236H24L25 234H23V232L22 233H20V234H23V236L22 237H27V241H26V239H25V245H27V247H24V246H22V245H18V240H19V238L21 237L20 236V234H19V237H18V233L17 232H15V230H14V232L15 233H17L16 234V236L15 237H13L12 238V236H11V240H7L8 242H0V264H25V263H27V262H32L33 264H34V262L33 261H35V260H37L35 263L36 264H39L38 262H39V260L41 261H44V260H46V258L45 259H40V256L41 257H43L44 258V256L46 255L45 253H43V252H45L44 250L42 251V252H40L41 250H40V248H39V251L35 248V246L33 247V244H35V242H37L38 244H43L44 245V243L47 241L48 242V240H49V242H50V239L52 240V239H54L55 238V234H51L52 232H54L53 231V229L52 228H50V227H47V225H48V223H47V225L45 226V222H44V225L41 223ZM110 222V221H109ZM145 222V221H144ZM12 224V226H11V224ZM33 223V222H32ZM40 223V224H39ZM114 223V222H113ZM14 224V225H13ZM21 224H23V223H21ZM21 224L19 225V226H21ZM31 224V223H30ZM39 226H38V225ZM74 224V225H75ZM181 224V223H180ZM25 225V224H24ZM24 225H22V226H24ZM27 225H29V224H27ZM66 225V224H65ZM73 225V226H74ZM93 225V226H92ZM109 225H110V223H109ZM182 225V224H181ZM21 226V227H22ZM26 226V225H25ZM68 226V225H67ZM178 226H179V224H178ZM20 227V228H21ZM72 227V226H71ZM77 227V226H76ZM188 227V226H187ZM16 228V227H15ZM19 228V227H18ZM25 228V227H24ZM133 228V227H132ZM140 228H142V224L140 225ZM23 229V228H22ZM22 229H20V231L22 230ZM90 229V230H89ZM136 229H137V227H136ZM135 229V230H136ZM157 229H160L159 231V234H158V230ZM61 230V229H60ZM92 230V231H91ZM130 230V229H129ZM140 230V229H139ZM2 231H0V232H2ZM71 231V230H70ZM134 231V230H133ZM145 231H146V229H145ZM161 231H164V232H161ZM27 232V231H26ZM72 232V231H71ZM74 232V231H73ZM132 232V231H131ZM135 232V231H134ZM142 232H144V231H142ZM35 233V234H34ZM138 233V232H137ZM2 234V233H1ZM11 234V233H10ZM14 234V233H13ZM58 234V233H57ZM130 234V233H129ZM132 234H133V232H132ZM155 234L157 235V236H155ZM185 234V235H184ZM9 235V234H8ZM12 235V234H11ZM28 235V236H27ZM52 235V236H51ZM174 235V236H175ZM187 235V236H188ZM30 236H31V233H30ZM9 237V236H8ZM20 238V242H22L23 240H24V238ZM184 237V238H183ZM189 237V236H188ZM2 238V237H1ZM80 238H79V240H80ZM176 238V237H175ZM23 239V240H22ZM60 239V238H59ZM177 239V238H176ZM55 240H57V238H55ZM74 240V239H73ZM19 242V243H20ZM46 242V244L48 245L49 244V242L47 243ZM52 242V241H51ZM57 242V241H56ZM185 244H187V246H189V244L187 243V241H183ZM36 243V244H37ZM98 243V242H97ZM52 244H54V243H52ZM192 244L190 243V245L192 246ZM4 245V246H3ZM32 245V246H31ZM42 245V246H43ZM81 245V244H80ZM88 245V244H87ZM87 245L85 244L84 246H83V248L86 250V248H85V246L87 247ZM130 245V246H131ZM147 245H148V243H147ZM150 245V244H149ZM82 246H80L81 248H79V249H82V251H83V248H82ZM146 246V245H145ZM179 246H180V244H179ZM183 246H185V245H183ZM191 246H190V248H191ZM2 247H4V248H2ZM41 247V246H40ZM45 247V246H44ZM176 248L178 247V245L177 246H175ZM193 248L191 249V251L190 252H193L194 253V251H192L193 249H194V246H192ZM131 248H133L132 246H131ZM142 248V249H143ZM146 248V247H145ZM148 248V250H149V253H150V249H149V247H147ZM172 248V247H171ZM171 248H170V250H171ZM42 249V248H41ZM168 249V248H167ZM174 249V248H173ZM28 250H29V252H28ZM91 250V249H90ZM169 250V249H168ZM167 250V252H169ZM175 250V249H174ZM177 250H180V249H177ZM142 251V250H141ZM146 249H145V253H146ZM185 251V250H184ZM189 251V250H188ZM25 252V253H24ZM26 252H28L27 253V255H26ZM77 252V251H76ZM85 252V251H84ZM177 252V251H176ZM175 252V253H176ZM180 252V251H179ZM182 252V251H181ZM143 253V252H142ZM154 253H156V252H153L152 251V253L151 254H149V255H153L154 256ZM156 253V254H157ZM188 253H189V255H188ZM48 254V253H47ZM155 254V255H156ZM66 255V254H65ZM146 255H147V253H146ZM158 255V254H157ZM190 255V256H191ZM47 256V255H46ZM94 256V255H93ZM93 256H91V258H94ZM15 257V258H14ZM39 257V258H38ZM13 258L15 259V260H13ZM149 258H151V257H149ZM178 258V257H177ZM188 258V257H187ZM34 259V260H33ZM85 260V259H87L88 260V262H90L89 261V259L88 258H86L85 256H83V255H81L80 256V259L79 260ZM49 260H50V257H49ZM48 259L45 261V262H49L50 264H51V260L49 261ZM62 260V259H61ZM87 260H85L86 262H87ZM128 260V259H127ZM126 260V261H127ZM138 260V259H137ZM140 260V259H139ZM11 261H13V263L11 262ZM16 261V262H15ZM41 261V262H42ZM64 262V261H63ZM140 263V262H139ZM156 263V262H155ZM155 263H153V264H155ZM47 264V263H46ZM52 264H54V263H52ZM135 264V263H134ZM140 264H143L142 262L140 263ZM144 264H146L145 262H144ZM158 264V263H157Z\"/></svg>",
	"mask_w": 264,
	"mask_h": 264
}]
</instances>
